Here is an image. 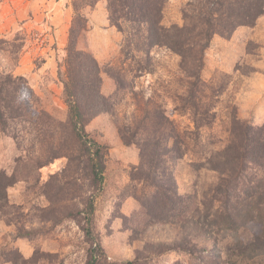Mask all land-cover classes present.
I'll return each mask as SVG.
<instances>
[{"label": "rangeland", "instance_id": "obj_1", "mask_svg": "<svg viewBox=\"0 0 264 264\" xmlns=\"http://www.w3.org/2000/svg\"><path fill=\"white\" fill-rule=\"evenodd\" d=\"M4 1L0 0V6ZM67 1L72 4L74 0ZM190 1L168 0L163 23L184 24L183 11ZM88 8L81 9L87 22L77 46L96 57L104 71L102 91L115 103L112 111L99 114L85 126L91 137L107 146L94 219V234L101 239L104 259L118 264L134 260L137 264H261V258L242 260L237 246L256 241L255 247L264 246V240H257L258 223H248L238 232L225 229L217 243L203 241L207 250L200 258L183 251H166L174 226L144 217L141 196L150 187L131 177L140 163V149L136 143L126 144L118 128L141 120L144 112L162 111L176 124L188 147L184 156L168 162L178 192L201 195L209 191L220 175L208 168L204 159L229 142L233 117L264 124V14L252 26H240L230 38L215 35L212 39L201 77L206 83L204 104L211 105L216 117L192 135L191 111L183 109L189 79L181 69V57L156 46L150 53L152 71L142 72L133 58L124 54L125 36L116 26L109 22L89 32ZM1 13L0 23L10 15ZM99 14L104 18V7H99ZM67 16L57 19L63 33L47 15L11 19V27H0V39L7 40L0 46V74L12 72L17 78L21 85L18 104L25 111V119H14L6 132L0 131V168L15 179L8 187V205L0 211V264H13L11 258H16L17 250L24 258L41 255L42 264H86L89 250L95 246L82 229L85 214L69 215L83 208L94 187L84 158L76 152L69 106L59 78L76 16L73 6ZM62 34L66 36L63 45L58 39ZM21 39V51L12 52ZM90 41L95 51L89 47ZM152 122L146 118L141 132L154 134ZM165 133L161 135L163 142ZM200 163L203 165L195 166ZM25 229L30 233L19 237ZM250 250L241 253L248 256Z\"/></svg>", "mask_w": 264, "mask_h": 264}, {"label": "trees", "instance_id": "obj_2", "mask_svg": "<svg viewBox=\"0 0 264 264\" xmlns=\"http://www.w3.org/2000/svg\"><path fill=\"white\" fill-rule=\"evenodd\" d=\"M98 1L72 2L76 16L70 28L65 68L59 69L65 102L69 106L71 133L77 142L76 152L84 158L90 185L94 187L93 193L87 195L83 208L69 215L76 217L79 213L85 214L82 229L95 244L89 250L86 264H118L104 259L106 252L101 239L94 234L95 195L104 182L107 146L91 137L85 128L94 117L112 111L115 103L102 91V66L91 52L77 46L87 22L81 9L83 6L92 7ZM167 1L106 0L108 17L110 23L125 36L124 54L127 58L131 56L137 69L142 72L152 71L150 53L156 46L166 47L181 57V69L189 79L183 109L187 107L191 111L195 125L191 134L197 135L201 126L210 124L216 117L211 105L204 104L206 83L202 80L201 72L205 66L206 50L215 35L230 38L240 26L254 25L264 14V0H192L183 11L184 24L170 26L163 23ZM5 42L6 39H0V46ZM23 45L21 39V43L14 45L12 52H17ZM116 79L122 83L121 79ZM20 92L21 85L12 72L0 74L2 132L10 128L14 119H25V111L18 104ZM144 113L141 120L119 127L118 131L126 144L136 143L140 149V163L133 168L131 177L150 187L141 196L144 217L149 218L150 222L174 226L175 234L172 240L166 242L165 250L183 251L200 258L202 252L207 250L203 241L217 243L225 229L238 232L248 223L260 225L257 228L260 232L257 240H264V124L258 126L249 120L233 117L229 142L204 159L208 168L219 173L218 182L201 195L180 194L174 172L168 169V162L185 155L188 149L186 142L182 140L176 124L162 111L156 109L151 114ZM146 118L155 122L154 134L141 132ZM49 120L54 121L51 117ZM163 125L165 129H161ZM162 132H166L165 142L161 141ZM200 165L203 164L195 166ZM14 182L13 176L0 168L2 212L8 205V187ZM29 233L25 229L18 236L27 237ZM257 242L239 243V257L245 261L261 258L260 263L264 264V246L255 247ZM249 249L253 250H250L252 254L244 256L241 253ZM40 258L39 254L24 258L17 250L16 258L11 260L13 264H42ZM126 264H137V260Z\"/></svg>", "mask_w": 264, "mask_h": 264}, {"label": "crops", "instance_id": "obj_3", "mask_svg": "<svg viewBox=\"0 0 264 264\" xmlns=\"http://www.w3.org/2000/svg\"><path fill=\"white\" fill-rule=\"evenodd\" d=\"M99 7H104V18L103 15L102 17H99ZM0 9V13H6L7 11V13L3 16L9 14L10 12L9 17L0 23V27H11L9 26L11 19L20 20L27 19L28 17L37 18V16L40 15H47L52 19L53 25H55V27H59V31L63 33L64 29L63 26H61L62 23H58L57 19L62 20L63 14L65 18L68 17L67 13H72V4L67 0H11V2L10 0H5L4 4H1ZM87 16L90 22V33H93L95 30L102 29L104 26L108 25L110 21L108 17L106 0H100L94 6L89 7L87 10ZM99 19L101 21H98ZM58 39L59 43L63 45L66 41L65 34L60 35V38ZM89 47L94 50V46L91 41L89 43Z\"/></svg>", "mask_w": 264, "mask_h": 264}]
</instances>
